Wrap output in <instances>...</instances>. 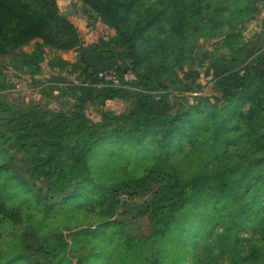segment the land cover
I'll return each instance as SVG.
<instances>
[{"label":"trees","instance_id":"1","mask_svg":"<svg viewBox=\"0 0 264 264\" xmlns=\"http://www.w3.org/2000/svg\"><path fill=\"white\" fill-rule=\"evenodd\" d=\"M79 1L0 0V264H264L260 0ZM201 39L229 51L204 58L215 100L175 73ZM50 47L79 51L71 107L15 106L1 92L42 85Z\"/></svg>","mask_w":264,"mask_h":264},{"label":"rangeland","instance_id":"2","mask_svg":"<svg viewBox=\"0 0 264 264\" xmlns=\"http://www.w3.org/2000/svg\"><path fill=\"white\" fill-rule=\"evenodd\" d=\"M60 10L63 14H68L71 11H76L80 14L82 9V4L79 0H58ZM260 12L258 13V17L256 20H253L247 25L246 30L243 32V39L248 41V43L253 44L256 42V31L261 32L263 30V26H261V22L264 19V0L259 1ZM254 42V43H253ZM260 43H257L259 45ZM248 48L250 46L247 45ZM36 48V44L33 42L26 46L24 50L28 53L34 52ZM223 52L225 55L229 54V51L223 48ZM221 46L219 42L206 39H201L198 47L195 49L193 56L190 61L179 65L175 73L177 76L183 77L186 74H190L191 72L198 71L199 77L196 80V88L192 95L199 94H208L212 99H216L222 96V92L218 90H213L211 88V83L206 81L207 71L210 68L211 59L206 58V54L215 55V53L221 52ZM221 52V53H223ZM242 54L245 55V49L242 50ZM42 59L39 63V70L36 74L35 83L43 82L42 85L37 84L33 85L31 82L29 83L25 79L14 78L16 81V86L14 88H9L1 93L15 106H26V105H40L45 107L53 108L54 110L63 111L68 110L71 107V97L64 95L63 88L68 86V82H80L81 78L77 73H72V63L76 60L73 57L70 51H63L55 48H46L42 54ZM5 62L8 63L11 61V57H5ZM214 62V61H213ZM244 66V65H243ZM243 68V67H242ZM6 73L14 77V73L10 70H6ZM68 80L66 83L56 82L59 81V78L65 77ZM197 83H200V87L197 86ZM201 88V89H200ZM184 100L187 103H191L194 100L193 96L184 97ZM183 101V100H182ZM129 100L123 99H115L108 101L104 106L105 109H114L117 113H123L129 109ZM100 107H90V111L93 112V117L96 119L100 118L99 110ZM16 164L19 166L22 161V156L19 155L15 160ZM148 197L136 198V202H142ZM90 222H93L94 218L89 217ZM60 226L63 230V218L58 220ZM87 227V225H82L80 228ZM68 233V231H65Z\"/></svg>","mask_w":264,"mask_h":264},{"label":"built area","instance_id":"3","mask_svg":"<svg viewBox=\"0 0 264 264\" xmlns=\"http://www.w3.org/2000/svg\"><path fill=\"white\" fill-rule=\"evenodd\" d=\"M73 55V57L77 58L79 55V51L77 49H72L70 51ZM100 77L105 81V82H110L114 85H118L120 83L119 77L115 73H100ZM206 81L212 82V75L206 76Z\"/></svg>","mask_w":264,"mask_h":264}]
</instances>
